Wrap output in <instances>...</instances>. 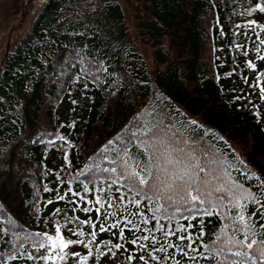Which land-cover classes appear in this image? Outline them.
Masks as SVG:
<instances>
[{"label": "trees", "instance_id": "obj_1", "mask_svg": "<svg viewBox=\"0 0 264 264\" xmlns=\"http://www.w3.org/2000/svg\"><path fill=\"white\" fill-rule=\"evenodd\" d=\"M257 3L264 6V0H23L0 47V264H69L71 253L89 250L86 264H252L232 255L247 250L238 245L214 257L210 249L244 240L245 232L264 239L258 210L264 12L252 11ZM160 130L174 146L190 138L197 155L218 158L214 184L222 191L213 198L222 199L212 215L160 200L170 218H154L155 203L142 197H135L139 206L128 203L132 193L120 174L139 170L162 150L151 139ZM242 213L247 228L237 219ZM84 220L96 224L89 248L69 246L64 261L39 259V243L49 242L37 233L88 241L92 229ZM128 221L138 230L124 227ZM116 223L123 235L120 228L99 231ZM188 223L195 225L189 231L204 232L192 248L164 235ZM78 230L85 235H73ZM141 236L149 239L131 244Z\"/></svg>", "mask_w": 264, "mask_h": 264}, {"label": "snow or ice", "instance_id": "obj_2", "mask_svg": "<svg viewBox=\"0 0 264 264\" xmlns=\"http://www.w3.org/2000/svg\"><path fill=\"white\" fill-rule=\"evenodd\" d=\"M257 9H259L261 12H264V6H261L260 3H257L252 11H256ZM250 23H255V21ZM261 43H264V40H262ZM262 91H264V89H262ZM192 123L195 124L196 122L192 121ZM141 131H143V129H141ZM149 131L151 130L149 129ZM162 133L163 130L153 133L151 138L153 142L159 143L162 150L156 149L150 155H148L147 162L142 168H139V170H132L127 172V174H125V172H121L120 174L123 180L126 181L125 187L127 191L132 193V198L128 200V203L139 206L142 201L140 199H136L135 197H142L143 200H146L149 204L155 203V207L151 209L154 218L157 215L169 217L168 208L165 207L164 204L160 203V200H164L169 207L182 204L185 206L186 211H195L202 213L203 215H212L213 212L211 209L214 207L215 202L222 199L220 196H216L215 199L213 198L214 192L222 191L220 187L214 184V181L219 179V176L217 175L218 158L209 156L207 152L203 151L201 152V155H197V149L195 147L196 142L190 138H185L183 141L177 139L175 141V145L177 146H174L171 139H163ZM173 136H175V133H173ZM142 143L146 142L142 141ZM181 144L183 146H178ZM144 151L145 153H148V148L146 147ZM153 160H155L154 164ZM101 171L116 172V168L113 167L111 169H102ZM113 183H117V181H113ZM117 191H119V188H117ZM60 198L63 199V197ZM101 199V197H97L96 203L99 204ZM117 199L123 200L124 196H119ZM49 203H51V201H49ZM89 203H91V201H89ZM253 203L259 204V202L255 200H253ZM205 204H208L207 208L203 207ZM197 205L200 207H197ZM82 210L84 212L91 211V209L87 207L83 208ZM177 210L179 209L177 208ZM258 210L260 211L261 218H264V204H259ZM95 211L100 212L101 209L97 207ZM57 212H59V209H57ZM140 215L143 216V213H140ZM251 215L254 217L256 213L253 212ZM185 219H188V217H185ZM191 219H196V217L191 216ZM237 219L245 226V228L248 227L246 217L243 213ZM147 222L148 221L145 220V223ZM79 223L90 224L92 231L89 233L91 239L88 241L82 239H64L59 235L57 237H53L48 235L47 232L43 234L37 233V235H43L46 237L47 241L49 242L48 246H46L43 242L39 243V249L44 250L39 259H59L64 261L68 255L65 252V249H67L69 246L83 245L85 248H89V246L92 245L97 238V233L95 231L96 224L94 222L90 223L88 220L79 221ZM199 223L202 225L203 220H200ZM129 225H131L133 229L138 230V226L132 224L131 221H128L124 227H128ZM194 227V224L188 223L187 225H180L175 231H164V226L158 225L156 230L164 231V235L166 237L177 236V239L180 241L187 240L189 241L187 247L192 248V245L196 243L197 240L202 239L204 236L202 228L196 233L189 231ZM109 228H120V225L119 223L112 224L109 227L101 225L99 231L107 232L109 231ZM261 228H264V225H261ZM55 231L58 234L60 233L59 224L56 225ZM123 232L124 228H120L121 235H123ZM177 233L181 234L177 235ZM73 235L80 237L84 236L85 233L83 230H78L74 232ZM148 239V236L137 237L136 239L131 240V244H136L137 240ZM220 239L221 237L217 236V240ZM152 240L153 243H155L156 238L153 236ZM245 241H247V243H245ZM101 243H104L105 245H112V241L110 240L101 241ZM231 245H238L242 249L247 250L232 252L230 247ZM168 246L174 247L181 253L187 255V253L184 252V249L180 248L178 244H169ZM204 246L207 247V245ZM114 247L120 249L122 248V245L116 243ZM225 247H227V251L232 252V255L235 257L250 258L252 264H255L256 260L264 261V239L259 241L256 239H249L247 232H245L244 240L228 239L224 246L215 250L210 249V252L213 257L216 255H224ZM253 249H255V251L251 252ZM159 251L163 252L166 251V249L162 246ZM193 251H198V249H193ZM109 252H111V247H109ZM91 255L92 253L90 250L85 255H81V253L78 252L71 253L73 258L79 259L80 264H86L89 256ZM200 255L204 256V253L201 252ZM30 258L35 259L36 257H32L30 254ZM129 258L134 259V257ZM140 259L143 260L144 257L141 256ZM191 259L195 260L196 257L193 256ZM177 264H179V261H177ZM232 264H249V260L246 259L243 262L240 260H233Z\"/></svg>", "mask_w": 264, "mask_h": 264}, {"label": "rangeland", "instance_id": "obj_3", "mask_svg": "<svg viewBox=\"0 0 264 264\" xmlns=\"http://www.w3.org/2000/svg\"><path fill=\"white\" fill-rule=\"evenodd\" d=\"M20 3L21 0H0V46L4 41V34H7V29L20 16L18 11ZM69 264H80V261L71 256Z\"/></svg>", "mask_w": 264, "mask_h": 264}, {"label": "bare ground", "instance_id": "obj_4", "mask_svg": "<svg viewBox=\"0 0 264 264\" xmlns=\"http://www.w3.org/2000/svg\"><path fill=\"white\" fill-rule=\"evenodd\" d=\"M217 175H219V174L217 173Z\"/></svg>", "mask_w": 264, "mask_h": 264}]
</instances>
